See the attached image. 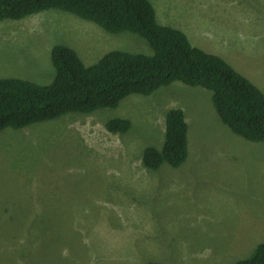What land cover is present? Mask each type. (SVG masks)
<instances>
[{
    "label": "rangeland",
    "instance_id": "rangeland-1",
    "mask_svg": "<svg viewBox=\"0 0 264 264\" xmlns=\"http://www.w3.org/2000/svg\"><path fill=\"white\" fill-rule=\"evenodd\" d=\"M150 1L161 24L264 91V0ZM59 45L87 66L111 51L153 54L137 34L53 9L0 22V79L52 83ZM173 109L189 124L188 159L147 170L142 154L163 148ZM115 118L131 129L109 132ZM261 243L264 142L234 134L208 89L174 82L0 134V264H235Z\"/></svg>",
    "mask_w": 264,
    "mask_h": 264
},
{
    "label": "trees",
    "instance_id": "trees-1",
    "mask_svg": "<svg viewBox=\"0 0 264 264\" xmlns=\"http://www.w3.org/2000/svg\"><path fill=\"white\" fill-rule=\"evenodd\" d=\"M53 9L76 15L109 33L137 34L147 40L153 54L111 51L87 66L72 48L54 47L52 83L0 79V134L70 113L116 108L129 96H148L182 82L212 91L215 110L234 134L251 142H264V91L222 57L194 46L183 31L161 24L150 0H0V22L22 20ZM131 127V121L125 118L106 124L113 134L126 133ZM188 133L185 112L168 111L164 146L161 150H144L145 169L156 171L163 164L182 166L189 156ZM235 264H264V243L251 257Z\"/></svg>",
    "mask_w": 264,
    "mask_h": 264
},
{
    "label": "crops",
    "instance_id": "crops-1",
    "mask_svg": "<svg viewBox=\"0 0 264 264\" xmlns=\"http://www.w3.org/2000/svg\"><path fill=\"white\" fill-rule=\"evenodd\" d=\"M185 112V111H184ZM188 126H189V124H188ZM189 130H190V128H189ZM188 140H189V146L190 145H192V142H191V139H190V133H188ZM186 163V162H185ZM176 169V168H175Z\"/></svg>",
    "mask_w": 264,
    "mask_h": 264
},
{
    "label": "bare ground",
    "instance_id": "bare-ground-1",
    "mask_svg": "<svg viewBox=\"0 0 264 264\" xmlns=\"http://www.w3.org/2000/svg\"><path fill=\"white\" fill-rule=\"evenodd\" d=\"M248 17V16H247ZM259 29V28H258ZM249 58V57H248ZM72 231V230H71Z\"/></svg>",
    "mask_w": 264,
    "mask_h": 264
},
{
    "label": "clouds",
    "instance_id": "clouds-1",
    "mask_svg": "<svg viewBox=\"0 0 264 264\" xmlns=\"http://www.w3.org/2000/svg\"><path fill=\"white\" fill-rule=\"evenodd\" d=\"M143 96V95H142ZM184 111V110H183Z\"/></svg>",
    "mask_w": 264,
    "mask_h": 264
}]
</instances>
